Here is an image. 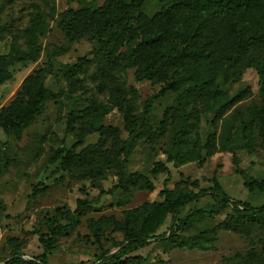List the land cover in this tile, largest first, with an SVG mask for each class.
Returning a JSON list of instances; mask_svg holds the SVG:
<instances>
[{"label": "rangeland", "instance_id": "obj_1", "mask_svg": "<svg viewBox=\"0 0 264 264\" xmlns=\"http://www.w3.org/2000/svg\"><path fill=\"white\" fill-rule=\"evenodd\" d=\"M110 1L0 0V56L10 54L23 58V53L30 52V40H34L39 48L34 59H16L9 65V77L0 84V113L15 101L30 75L40 74L47 87L60 93L19 136L0 126V264L9 261L8 264H28L27 260L34 258L40 262L44 252L47 264H97L101 254L118 252L114 244L124 236L120 224L143 205L162 200L161 192L166 187L196 190L213 187L218 182L236 200L254 207L264 204V190L255 188L251 191L246 186L252 180H264V137L256 130L253 149L240 150L237 163L232 149L221 145L225 118L234 115L230 121H233L232 130L241 128L242 116L252 115V111L263 106L264 79L256 66L243 69L235 82L218 78L223 96L233 98L234 103L219 120L208 111L200 113L198 135L194 132L189 137L192 144L195 142L196 150L201 151L199 159L183 164L167 161L171 126L161 134L158 130L164 111L174 103L176 92L168 90L164 96L152 100L150 115L156 135L140 140L126 165L127 172L137 171L147 176L152 185L150 189L131 187L124 191L114 188L118 184L117 177L106 169L97 177L78 178V164L63 169L58 163L50 162L56 149H72L83 126H115L125 138L127 114L130 111L139 114L145 101L166 84L136 81V66L121 70L119 66L126 60L124 43L115 45V67L109 63L100 67L96 63L93 51L98 42L90 39L89 34L78 35L70 45L59 25L61 16L69 9L100 10ZM179 1L144 0L142 12L153 16L163 7ZM36 19L41 23L32 37L30 28ZM68 46L67 53L56 55ZM82 57L90 58L89 64L72 75L68 71L69 65ZM130 86L137 89L135 99L130 95ZM94 108H98L97 111H93ZM103 108L107 110L105 113ZM77 111L78 118L69 129L70 113ZM213 132L216 133V144L210 153V148H206L209 145L207 136ZM98 140L99 133H90L75 151L81 152ZM158 164L166 165L169 175L155 172ZM35 187L41 191L31 197ZM83 199L90 206L71 220L78 201ZM214 203L210 195L205 196L188 204L179 216ZM230 214H234V210L227 207L217 216L204 219L184 232L195 236L217 229L211 234L213 239L206 241V249L192 242L182 246L168 245L158 239L130 254L141 257V262L119 263L123 257L115 264H239L249 252L264 256V215L253 216L247 232H235L218 227ZM176 219L169 215L157 233L168 236ZM59 225L68 228L57 234L51 249L46 250L42 238H49L51 227Z\"/></svg>", "mask_w": 264, "mask_h": 264}, {"label": "trees", "instance_id": "obj_2", "mask_svg": "<svg viewBox=\"0 0 264 264\" xmlns=\"http://www.w3.org/2000/svg\"><path fill=\"white\" fill-rule=\"evenodd\" d=\"M143 4L144 0H112L96 11L89 8L69 9L59 22L70 45L81 34H89L90 39L98 42L93 58L100 67L104 63L115 67V45L124 43L126 60L119 66L121 70L136 66V81L166 82L156 95L145 101L139 114L131 111L127 114L125 138L121 137L120 130L115 126L90 124L89 127H81V134L72 149H56L50 158L51 163H58L63 169L78 164V178L97 177L104 169L111 171L118 180L114 188L124 191H129L131 187H152L147 176L137 171L127 172L126 165L138 142L152 139L156 135L157 130L154 129L150 115L153 99L164 96L168 90L176 92L174 103L164 111L158 131L164 133L171 126L167 161L183 164L201 157V151L196 150L195 142L192 144L189 138L194 132L198 135L200 113L208 111L214 115L215 120H219L234 103L233 98L223 96L218 78L235 82L243 69L256 66L264 79V0H180L163 7L153 16L142 12ZM40 23V19L34 20L30 28L32 37ZM68 49L69 46L61 48L56 55L67 53ZM38 50L36 42L30 40V52L23 53V58H15L10 54L0 56V84L9 77V65L16 59H34ZM90 60L82 57L69 65L68 71L75 75ZM129 92L132 99L137 98L136 88L130 86ZM262 93V108L252 111V115L242 116L241 128L232 130L233 121H230L235 118L234 115L224 120L221 145L232 149L236 163L239 161L240 150L253 149L256 130L264 137V80ZM59 96V92L45 85L44 77L40 74L28 76L15 101L0 113V126L6 132L15 131L19 136L24 128L45 111L47 103ZM199 104L202 106L198 107ZM106 111L102 109L103 113ZM82 113L85 114V111ZM69 118L70 129L74 119L78 118V111L71 112ZM90 133H99L98 142L76 152L75 148L82 145ZM207 141L209 145L206 148H210L209 152L212 153L215 150L216 133L208 134ZM157 171L168 175L170 173L164 164H158ZM246 186L251 191L255 188L264 190V180H252ZM39 191L35 187L31 197ZM161 194L162 200L143 205L120 224L124 236L123 240L114 244L118 252L112 255H107V252L101 254L97 264H115L123 257L119 263L141 262V257L130 254L158 239L168 245L174 243L182 246L192 242L206 249V241L213 239L214 235L211 234H215L217 229L195 236H188L184 232L204 219L217 216L227 207H232L234 214L228 215L218 227L235 232H247L252 217L264 215V204L254 207L236 200L218 182L213 187H198L196 190L166 187ZM208 195L215 200L214 204L193 208L184 216H179L188 204ZM89 206L85 199L79 200L71 220H75ZM169 215L177 217L175 226L170 229L168 236L166 233L158 234L160 226ZM67 228L66 225L52 226L50 237L42 238L45 249H51L55 236ZM45 257L44 252L40 262L34 258L27 260V263L47 264ZM246 263L264 264V256L249 252L239 264Z\"/></svg>", "mask_w": 264, "mask_h": 264}]
</instances>
